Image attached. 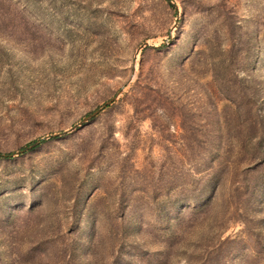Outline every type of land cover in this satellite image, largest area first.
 Returning <instances> with one entry per match:
<instances>
[{
    "label": "rangeland",
    "instance_id": "rangeland-1",
    "mask_svg": "<svg viewBox=\"0 0 264 264\" xmlns=\"http://www.w3.org/2000/svg\"><path fill=\"white\" fill-rule=\"evenodd\" d=\"M0 264H264V0H0Z\"/></svg>",
    "mask_w": 264,
    "mask_h": 264
},
{
    "label": "water",
    "instance_id": "water-1",
    "mask_svg": "<svg viewBox=\"0 0 264 264\" xmlns=\"http://www.w3.org/2000/svg\"><path fill=\"white\" fill-rule=\"evenodd\" d=\"M148 44H149V42H148L147 40H144L143 42H141V43L139 44L138 48H140L141 46L148 45ZM106 102H109V100L105 101L101 106L105 105ZM101 106L97 107L96 109L92 110V111L89 112L87 115H85L84 117H82L81 120H79L77 123H75V125H79V124H81L83 121H85V120H87L88 118H90L91 116H93V115L96 113V111H97ZM75 125L70 126V127L66 128V129H63V130H61V131H59V132H53V133H51L50 135H56V134L64 133V132H66V131L72 129ZM40 138H41V137L35 139L34 141H32L31 143H29L28 145H25L21 150H24V149H27V148L33 146L35 143H37V141L40 140Z\"/></svg>",
    "mask_w": 264,
    "mask_h": 264
},
{
    "label": "trees",
    "instance_id": "trees-1",
    "mask_svg": "<svg viewBox=\"0 0 264 264\" xmlns=\"http://www.w3.org/2000/svg\"><path fill=\"white\" fill-rule=\"evenodd\" d=\"M9 155V153H7V152H5V153H3V156H8ZM78 191L80 192L81 191V189H79L78 188ZM77 194V193H76ZM81 195V204L80 205H82L84 202H85V193H83V194H80ZM80 208H82L81 206L80 207H78V209L76 210V214L77 215H75L73 218H72V221H71V224H74L75 225V227H77V226H79L80 225V220H81V215H79L80 214V212H81V210L79 211V209ZM86 225V220H85V222H84V229H85V227L87 226H85ZM76 242H77V239H75V238H73V239H71V241L69 242V245H70V247L72 248V247H74L75 246V244H76Z\"/></svg>",
    "mask_w": 264,
    "mask_h": 264
}]
</instances>
